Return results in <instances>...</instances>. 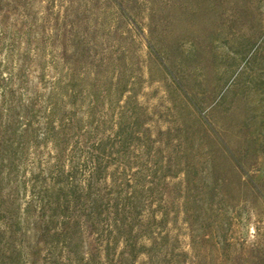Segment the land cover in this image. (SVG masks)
<instances>
[{
	"label": "rangeland",
	"instance_id": "obj_1",
	"mask_svg": "<svg viewBox=\"0 0 264 264\" xmlns=\"http://www.w3.org/2000/svg\"><path fill=\"white\" fill-rule=\"evenodd\" d=\"M0 25L41 109L0 165V264H264V0H0Z\"/></svg>",
	"mask_w": 264,
	"mask_h": 264
},
{
	"label": "trees",
	"instance_id": "obj_2",
	"mask_svg": "<svg viewBox=\"0 0 264 264\" xmlns=\"http://www.w3.org/2000/svg\"><path fill=\"white\" fill-rule=\"evenodd\" d=\"M10 37H11V32L5 27L2 28V26L0 25V46L2 45L3 41H9ZM2 48L3 47H0V57H5L7 55L6 54L7 52H5V50H2ZM261 52L262 53L264 52V32L262 33L259 40L256 41L251 57L253 59L258 58ZM1 61L2 60H0V85H1V92H2L1 99H2V104L4 108L3 109L4 113L2 114L0 111V165H3L4 163L11 161L10 159L14 155V147H13L14 140H12L11 138L13 134H16L15 132V118L16 117L15 116L18 115V116L24 117L27 120H29V122H32L34 119H36L37 115L41 113V109L35 102L36 98H31L27 104L22 103L21 102L22 100H19V101L14 100V92L12 90L13 79L16 78L18 81H21L22 75L20 74V72H17L13 76L9 72V68L7 64H2ZM167 70L169 71V69ZM169 73L171 74V72ZM16 102L18 104H15ZM48 104H49L48 109L51 110L52 113H54L55 105L57 104V94H55V92H52L50 94ZM37 131H38L37 129H34L31 135L34 134L33 136H35V133ZM102 151H104V149ZM74 194H75L74 190L71 189L70 193L68 194L69 198L72 197V200L69 201L68 203L69 205L77 204ZM64 197L67 198L66 195H64ZM60 198L61 197L58 196V199ZM48 199H49V196L47 194L41 193L40 201L46 202V200ZM69 205L63 206L64 210L62 212V217H65L67 211L69 210ZM122 206L124 207V209L129 208L130 204L128 200H125V202H122ZM92 209L94 210L93 213L88 215V217H85V218L83 217L84 221L87 223L89 233L90 232L94 233L97 230H99L98 225L102 223L101 218L103 217L101 210L98 207H95V203ZM119 221L122 223L121 219ZM119 221L115 220L114 223L117 225ZM42 231L45 232V230L43 229ZM98 234H100L101 237H105V240L110 243V238L108 234H106V230H100V232L98 231Z\"/></svg>",
	"mask_w": 264,
	"mask_h": 264
}]
</instances>
